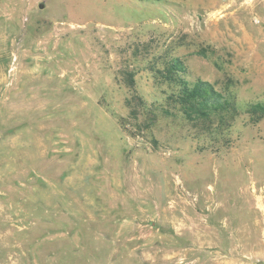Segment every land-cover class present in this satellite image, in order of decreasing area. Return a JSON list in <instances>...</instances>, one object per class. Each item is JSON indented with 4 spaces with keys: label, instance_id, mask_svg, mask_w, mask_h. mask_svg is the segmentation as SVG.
<instances>
[{
    "label": "rangeland",
    "instance_id": "rangeland-1",
    "mask_svg": "<svg viewBox=\"0 0 264 264\" xmlns=\"http://www.w3.org/2000/svg\"><path fill=\"white\" fill-rule=\"evenodd\" d=\"M257 104L264 0H0V264H264Z\"/></svg>",
    "mask_w": 264,
    "mask_h": 264
},
{
    "label": "trees",
    "instance_id": "trees-1",
    "mask_svg": "<svg viewBox=\"0 0 264 264\" xmlns=\"http://www.w3.org/2000/svg\"><path fill=\"white\" fill-rule=\"evenodd\" d=\"M186 69L179 60H174L170 72L185 73ZM182 90L177 96V102L182 108L183 115L191 120L206 119L213 114L228 110L232 104L223 94L216 91L213 86L206 82L197 80L193 83L184 81ZM253 109L264 111L260 104L252 106Z\"/></svg>",
    "mask_w": 264,
    "mask_h": 264
},
{
    "label": "water",
    "instance_id": "water-1",
    "mask_svg": "<svg viewBox=\"0 0 264 264\" xmlns=\"http://www.w3.org/2000/svg\"><path fill=\"white\" fill-rule=\"evenodd\" d=\"M39 8H43V4H40V5H39Z\"/></svg>",
    "mask_w": 264,
    "mask_h": 264
}]
</instances>
